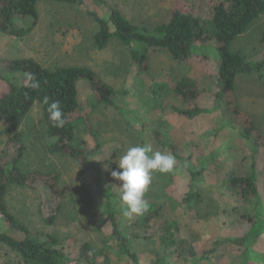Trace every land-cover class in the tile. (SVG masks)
I'll return each instance as SVG.
<instances>
[{
    "label": "rangeland",
    "instance_id": "rangeland-1",
    "mask_svg": "<svg viewBox=\"0 0 264 264\" xmlns=\"http://www.w3.org/2000/svg\"><path fill=\"white\" fill-rule=\"evenodd\" d=\"M189 1L100 0L94 9L100 14L119 11L132 24L152 33L170 21L178 3L187 7ZM195 1L205 16L207 0ZM21 23L31 29L22 39L0 32L2 69L14 60L28 58L50 69L87 67L115 91L114 105L107 106L97 101L89 86L81 85L79 102L87 122L81 119L75 126L80 139L94 147L98 166L108 171L104 185L117 195L112 199L116 219L140 264H264V238L252 247L246 244L240 248L235 243L248 233L255 204L252 199L238 202L229 185L232 177L250 175L255 162L264 209V145L257 144L261 142L258 135L264 139V73L240 77L235 91L217 105V112L189 119L176 112L188 109V104L172 90L173 81L194 71L203 88L198 104L204 109L215 107L219 91L212 68L204 70L197 59L182 64L164 50L149 49V69L137 75L129 49L118 40L103 50L95 47L98 25L82 6L42 1L37 22L25 19ZM263 34L261 16L232 44V51L250 61L263 60ZM16 80L26 79L17 75ZM7 89L6 81L0 78V96ZM248 118L254 123L252 136L258 138L257 146L240 135L243 126L250 127ZM50 145L39 107L15 134L0 135V160L16 157L22 146L19 165L23 171L58 173L63 192L61 198H55L42 186L10 190L9 210L29 234L11 229L6 232L20 238L51 239L72 258L77 257L80 245L87 244L96 256L105 255L108 264H131L110 225H101L106 219L105 197L96 192L91 177L76 161L54 153ZM145 145L153 152L174 155L178 163L170 173H153L145 193L148 211L129 220L122 216L126 206L120 200V182L112 178L111 171L129 147ZM115 152L116 162L110 164ZM180 159L188 161L189 172ZM190 172L196 174L197 181L193 182ZM192 183L199 192L197 200L190 195ZM56 207L53 222H48L46 216ZM0 264H22V259L0 245Z\"/></svg>",
    "mask_w": 264,
    "mask_h": 264
},
{
    "label": "trees",
    "instance_id": "trees-1",
    "mask_svg": "<svg viewBox=\"0 0 264 264\" xmlns=\"http://www.w3.org/2000/svg\"><path fill=\"white\" fill-rule=\"evenodd\" d=\"M42 1L84 7L98 25L93 37L95 47L103 50L112 40H118L129 49L137 75L149 69V49L164 50L173 60L182 64L197 59L204 70L212 68L219 86L216 105L212 109L201 108L198 104L203 88L194 71L173 81L172 90L188 104V109H178L176 112L189 119L217 112V105L223 103L226 96L235 91L240 77L264 73V58L261 61H250L242 53L233 52L231 49L232 44L244 35L258 18L264 16V0H207L208 9L205 16L199 12L195 0H190L187 7L178 3V7L171 12L170 21L158 25L152 33L132 24L119 11L111 10L100 14L94 9L100 0H0V32L16 39L25 37L31 29H25L21 22L25 19L37 22L38 5ZM261 40L264 48V34ZM25 73L35 74L36 80L40 83L38 89H32L27 80L25 82L16 80L17 75ZM0 78L6 81L8 87L0 96V135L15 134L33 109L39 107L51 138V149L54 153L66 155L76 161L80 170L91 177L96 192L106 199V219L101 225L109 224L112 234L128 254L130 263L140 264L137 255L130 251L129 239L123 234L117 222L112 205V199L117 195L111 187L106 188L104 185L103 178L108 171L98 166L94 158V147H90L86 139H80L75 126L78 120L87 122V116L79 102L81 85L89 86L97 101L107 106L114 105L113 87L103 82L87 67L59 66L50 69L32 58L14 60L7 64L6 69L0 66ZM45 97H48L49 104L59 101L60 110L66 120L64 127L53 126L47 111L48 105L43 102ZM248 123H251L250 127L243 126L240 135L246 142L256 145L258 138L252 136L256 131L254 123L250 119ZM231 126L237 128L236 125ZM258 136L261 142L257 144L264 145L263 136ZM18 150L19 154L16 157L0 160V245L18 254L22 264H82V262L108 264L105 255L96 256L93 248L87 244L80 245L77 257L72 258L51 239L40 241L31 237L20 238L6 232L7 229H11L19 234H29V229L9 210L7 195L10 190L42 186L55 198L63 196L58 185L60 175L23 171L19 163L24 148L21 146ZM116 157L115 152L109 163L115 164ZM181 161L185 170L189 172L191 169L188 161L184 159ZM251 169L250 175L232 177L229 180L230 187L235 190L234 199L241 204L246 199H252L255 204V212L249 217L251 226L248 233L235 242L240 248L248 246L246 244L252 247L258 240L264 238L263 200L258 186L259 175L256 174L258 166L255 162ZM190 173L193 182L197 181L196 174ZM194 188L195 185L192 183L190 195L197 200L199 192ZM49 213L51 215L45 219L53 222L52 217L57 214V207Z\"/></svg>",
    "mask_w": 264,
    "mask_h": 264
},
{
    "label": "clouds",
    "instance_id": "clouds-1",
    "mask_svg": "<svg viewBox=\"0 0 264 264\" xmlns=\"http://www.w3.org/2000/svg\"><path fill=\"white\" fill-rule=\"evenodd\" d=\"M24 75L32 89L40 87L35 74L25 73ZM43 102L48 105L47 111L53 126L64 127L66 120L60 110L59 101L49 104L48 97H45ZM177 163L174 155L162 154L159 151L153 152L150 145L129 147L119 157L117 168L111 171L112 178L120 182L119 196L122 204L126 206L122 209V216L131 220L134 216L146 213L149 203L145 199V193L152 182L153 173H170Z\"/></svg>",
    "mask_w": 264,
    "mask_h": 264
}]
</instances>
